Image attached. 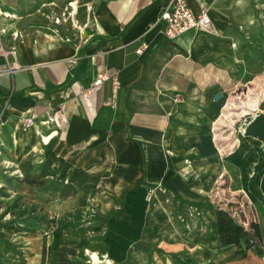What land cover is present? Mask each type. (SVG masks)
Returning <instances> with one entry per match:
<instances>
[{
    "label": "crops",
    "instance_id": "crops-1",
    "mask_svg": "<svg viewBox=\"0 0 264 264\" xmlns=\"http://www.w3.org/2000/svg\"><path fill=\"white\" fill-rule=\"evenodd\" d=\"M172 1L0 0V67L6 57L24 67L0 75V186L22 160L48 166L66 184L84 171L96 183L103 237L96 247L105 264H264L262 227L254 246L224 247L217 212L198 208L210 188L205 174L251 189L264 204V159H255L264 155V0H187L196 13L209 8L212 27L176 40L164 35L161 18ZM141 43L149 47L137 54ZM103 72L118 84L94 86ZM240 93L238 147L223 158L217 131ZM62 104L69 123L49 127L47 111ZM188 156L199 161L195 169ZM151 188L173 191L181 211L156 212ZM63 201H47L55 226L34 220L19 228L14 246L25 264H43L44 241L49 255L69 244ZM152 230L158 251L140 261ZM1 238L0 264H20Z\"/></svg>",
    "mask_w": 264,
    "mask_h": 264
},
{
    "label": "rangeland",
    "instance_id": "rangeland-1",
    "mask_svg": "<svg viewBox=\"0 0 264 264\" xmlns=\"http://www.w3.org/2000/svg\"><path fill=\"white\" fill-rule=\"evenodd\" d=\"M7 15L9 14L7 13ZM238 95L236 108H233L234 110L242 105L241 103L244 99V95L242 93ZM247 111L251 112L252 110L247 109ZM244 115L245 114H242V112H237L235 110V113L230 114L225 124H221L219 131H217V143L219 146H222L221 157L224 158L225 154L230 151L234 152L237 149L238 145L236 141V134L242 123ZM259 158L262 162L264 155L255 157L256 160ZM187 159L190 160V162L186 164L189 166V169H195L193 167H195L196 163H199V161H196L194 157L189 156ZM31 163L32 162L30 160L13 162L11 164V170L7 172V175L9 176L5 175V179L7 181L6 185L4 187L0 186L1 237H7L6 239L8 241L13 239L14 242L11 243L14 245L16 244L15 241H18L19 236L17 233L19 228L24 227V224L32 226L34 220H39L40 222H43V224L50 226L48 222V216L50 213L47 201L49 202L56 196H60L58 198L64 200L61 213L59 215L60 222L62 225H65L70 232L69 243H71V248L56 252L53 256L47 254L45 264H74V262L77 264H105L104 256L97 251L96 247L99 243L98 233L101 231V223L99 225L98 222H95L100 221V213L92 200L93 194L96 191L95 180L85 178L82 174H79L76 176L75 181H73V183L68 187L62 189L60 193L54 192L50 195L44 193L46 196H44L41 200H38L35 197L36 191L33 188L23 186L21 183L25 174L28 173ZM263 163L264 161L261 164ZM207 165L210 164L208 163ZM42 168L41 171L44 172V175L49 174V168L47 166L44 165ZM198 174L200 175V173ZM3 176L4 174L0 172V180H3ZM225 178L226 177H222L220 180L210 182L211 177L207 178L205 174L204 181L209 183L210 188L207 191L208 196H205V198H207L204 200L203 204H198L199 210L202 207L208 206L215 209V211H217V209L227 211L235 219H237L241 227L249 232L251 239L254 241L257 240L258 242L259 239L254 236L249 223L254 221L260 225V228L262 227L264 229V204L258 199L255 201L251 189L245 190L244 188L229 187L227 180H224ZM250 190L252 194L250 193ZM166 198L170 199L171 205L170 203L167 205L165 204ZM157 199H159L160 203H157L156 212H160L163 217H165L167 212L169 215V212L173 214L174 212L181 211V209L176 208L177 201L180 197L174 194L173 191H169L165 195L161 194V192L155 188L153 194L151 195V204L154 201H157ZM170 206L172 209H170ZM204 221L207 224L205 217ZM152 231V234L147 235L148 244H146L145 248L142 250L143 253L139 255L138 260L140 261L147 262L148 260H151L155 252L158 251L156 243L158 240H161V237L159 235V231H157V235H155L154 230ZM7 240H4L3 242V244L6 245V248L9 245L6 242ZM85 249L95 252L96 259L89 257V254L85 252ZM90 259L92 263H90Z\"/></svg>",
    "mask_w": 264,
    "mask_h": 264
},
{
    "label": "built area",
    "instance_id": "built-area-1",
    "mask_svg": "<svg viewBox=\"0 0 264 264\" xmlns=\"http://www.w3.org/2000/svg\"><path fill=\"white\" fill-rule=\"evenodd\" d=\"M161 18L166 22V26L164 29V35L171 39L176 40L181 37L184 33L191 29H211L212 27V19L210 16V11L208 7H202L199 12H194L188 5L187 0H173L171 6L166 9ZM235 46V44L233 45ZM149 45L147 43H141L140 46L136 49L137 54H142L145 50H147ZM6 56V55H5ZM6 63L0 67V75L10 74L12 75L16 71L23 69V65H21L18 61L14 60L10 62L7 57ZM72 62H75L72 60ZM113 79L114 84H118V79L115 76H111L106 72L100 73L95 79L93 85L98 86L103 82ZM88 94V91L84 93ZM109 104L114 105L115 102L111 101ZM35 121V116L25 118L23 123L26 126H31ZM49 127L52 128H61L64 125L69 123V114L67 111V107L62 104L55 107H51L45 117L44 121ZM155 188H151L149 190L147 200L150 202L151 195L153 194ZM151 203V202H150Z\"/></svg>",
    "mask_w": 264,
    "mask_h": 264
},
{
    "label": "trees",
    "instance_id": "trees-1",
    "mask_svg": "<svg viewBox=\"0 0 264 264\" xmlns=\"http://www.w3.org/2000/svg\"><path fill=\"white\" fill-rule=\"evenodd\" d=\"M41 166L38 170L35 169L34 165L31 163V167L28 170V173L25 174L24 179H22V184L23 186L33 188L36 191L35 197L38 200H41L44 198V193L47 194H53L55 193H60L62 189L65 187H68L70 184L75 181V178L77 175L82 174L85 178H88V176L85 174L84 171L82 170H76L71 181L69 183H61L59 182L55 177H52L53 171L49 169V174L44 175V172L41 171ZM48 167V166H47ZM49 168V167H48ZM43 169V168H42ZM45 170V169H43ZM57 197V196H56ZM60 197V196H58ZM217 217H218V227L220 231V236L223 240V245L224 247H229V246H238L241 249H244L246 247L254 246L257 244V240L251 239V235L249 234L246 229L241 227L239 225L237 219H235L230 213L223 209H217ZM245 220V219H244ZM50 226H55L56 224V218H52L48 220ZM251 230L253 231L254 236L257 239H261V229L258 223L252 221L249 223ZM49 226V227H50ZM61 226L63 228H66L65 225ZM101 240L103 237H99ZM8 244L11 245V248L18 252L16 250V247L10 243V241H6ZM71 243H69L66 246H63L59 248L56 252L59 251H64L68 250V248H71ZM84 245V244H83ZM70 246V247H69ZM56 252H54L51 256H53ZM21 255V260L20 264H25V260L22 257V253H19ZM42 257H43V264H45L46 258H47V243L45 241L43 245V251H42ZM71 264V263H69ZM74 264H77L74 262ZM78 264H83V263H78Z\"/></svg>",
    "mask_w": 264,
    "mask_h": 264
},
{
    "label": "bare ground",
    "instance_id": "bare-ground-1",
    "mask_svg": "<svg viewBox=\"0 0 264 264\" xmlns=\"http://www.w3.org/2000/svg\"><path fill=\"white\" fill-rule=\"evenodd\" d=\"M257 2V1H256ZM0 13H2V14H4L2 11L0 12ZM76 23V22H75ZM79 25V24H78ZM79 28V27H78ZM88 34V33H87ZM39 125V124H38ZM244 127V126H243ZM38 132V131H37ZM237 146V145H236ZM235 146V147H236ZM263 148V147H262ZM263 150V149H262ZM38 159V158H37ZM43 160V159H42ZM38 161V160H37ZM85 252L86 253H88L89 254V257H92V258H94V259H96V253L95 252H93V251H91V250H89V249H86L85 250ZM171 263V262H170Z\"/></svg>",
    "mask_w": 264,
    "mask_h": 264
},
{
    "label": "water",
    "instance_id": "water-1",
    "mask_svg": "<svg viewBox=\"0 0 264 264\" xmlns=\"http://www.w3.org/2000/svg\"><path fill=\"white\" fill-rule=\"evenodd\" d=\"M90 263H92L91 259H90ZM93 264V263H92Z\"/></svg>",
    "mask_w": 264,
    "mask_h": 264
}]
</instances>
